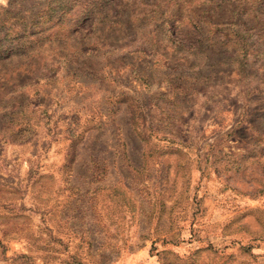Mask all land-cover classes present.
I'll list each match as a JSON object with an SVG mask.
<instances>
[{"label":"rangeland","instance_id":"obj_1","mask_svg":"<svg viewBox=\"0 0 264 264\" xmlns=\"http://www.w3.org/2000/svg\"><path fill=\"white\" fill-rule=\"evenodd\" d=\"M0 264H264V0H0Z\"/></svg>","mask_w":264,"mask_h":264},{"label":"trees","instance_id":"obj_2","mask_svg":"<svg viewBox=\"0 0 264 264\" xmlns=\"http://www.w3.org/2000/svg\"><path fill=\"white\" fill-rule=\"evenodd\" d=\"M127 17H128V16H127V15H125V18H124V19H128ZM117 22H120V21H119V20H117ZM110 25H111V24H110ZM109 27H110V26H109Z\"/></svg>","mask_w":264,"mask_h":264}]
</instances>
